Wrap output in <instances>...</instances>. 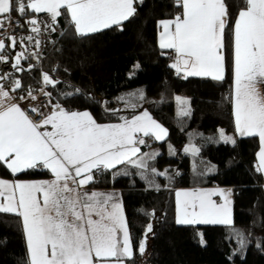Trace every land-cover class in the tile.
I'll return each mask as SVG.
<instances>
[{
	"label": "snow or ice",
	"instance_id": "1",
	"mask_svg": "<svg viewBox=\"0 0 264 264\" xmlns=\"http://www.w3.org/2000/svg\"><path fill=\"white\" fill-rule=\"evenodd\" d=\"M136 0H0V29L13 23L23 27L20 20L13 21L15 11L24 17L32 13H47L52 23L46 29L55 30L57 17L65 9L74 26L76 34L85 36L121 25L133 17L137 8ZM183 9L173 20H162L163 31L159 46L172 49L176 61L171 67L185 72L188 76H210L221 81L224 79L225 30L228 13L225 0H176ZM246 7L241 9L235 20L231 37L233 46L234 71V116L237 131L241 135L258 136L261 149L258 153L257 171L264 172V96L255 88L264 82V0H245ZM30 17L24 24L31 26L30 31L40 33V24ZM174 26V27H173ZM33 41L32 35L26 38L9 35L10 46L23 44L24 40ZM39 47L40 41L35 40ZM5 49L0 39V53ZM30 55H38L32 53ZM28 59L25 51L15 54L12 68L23 71L21 60ZM9 57L0 54V62L7 63ZM33 65H29L32 68ZM138 67V65H137ZM10 73L0 76L7 79ZM131 75V74H130ZM44 84L55 86L60 83L47 73L42 76ZM16 79L10 91L21 88ZM10 91L0 85V162L12 175L31 169H47L51 180L10 181L0 178V213H11L22 217L26 235L29 264H93V257L103 259V264H124L132 259L134 241L123 212L119 194L115 191L102 193L83 191L85 185L94 181V174L112 171L113 177L131 176L129 170L150 186L159 190L155 177L172 176L168 169L158 171L150 167L158 152H142L147 146L144 137L162 141L168 130L152 118L147 110L131 118L120 116L118 123L100 124L87 112L67 111L59 104L40 123L34 122L16 103H6ZM43 91V89H41ZM78 91V90H77ZM46 96L51 93L45 92ZM28 97L35 100L32 91ZM72 95V93H66ZM143 100L142 91L120 96L125 108L138 107L132 98ZM25 97H21L24 99ZM181 102L179 116L190 112ZM115 115L121 109H106ZM32 111H39L33 108ZM51 125L52 131H41ZM142 134V135H138ZM220 139L232 142L231 137L220 130ZM183 151L197 154L200 149L194 144ZM169 154L175 149L169 145ZM212 169H208L211 171ZM179 173H177L178 175ZM39 194V196H38ZM219 194L223 202L217 204L212 199ZM229 191L224 189H198L177 193L178 224H233ZM93 216L96 218L94 219ZM152 224L146 226L144 237L136 242L142 255L147 247V236ZM237 242L245 247L248 239L235 230ZM201 234V243H203ZM107 258H113L109 261Z\"/></svg>",
	"mask_w": 264,
	"mask_h": 264
},
{
	"label": "trees",
	"instance_id": "2",
	"mask_svg": "<svg viewBox=\"0 0 264 264\" xmlns=\"http://www.w3.org/2000/svg\"><path fill=\"white\" fill-rule=\"evenodd\" d=\"M228 24L223 54L224 79L182 76L171 61L173 51L162 49L157 42L159 22L182 13L176 0H136V14L121 25H113L85 36L76 34L65 9L54 25L55 44L43 59L28 56L21 60L23 71L12 68L10 45L3 50L7 63L0 62V74L16 72L21 88L14 92L27 94L43 89L52 106L59 104L71 111H87L98 123L119 122L141 110L168 130L162 141H155L159 155L149 161L159 171L168 169L172 180L156 176L159 190L129 169L131 176L113 177L112 171L94 174L90 188H117L133 238L129 264H264V191L263 177L257 171L256 136L235 132L232 111L233 46L231 32L245 0H225ZM29 65H33L29 68ZM138 65V67H137ZM47 73L60 83L44 84ZM131 74V75H130ZM78 90V91H77ZM142 91L143 100L132 98L135 109L124 106L120 96ZM72 93V95H66ZM189 98L190 115L179 116L175 97ZM106 109H121L113 115ZM219 129L232 133L234 143L224 142ZM194 144L200 151L185 153ZM169 145L175 155L169 154ZM212 169L208 171V169ZM177 173H179L177 175ZM49 176L38 168L12 175L0 162L1 178L33 179ZM195 186H230L232 188L233 224H178L175 220L174 192L177 188ZM151 223L149 242L141 255L136 242L144 237ZM235 230L247 237L241 248ZM201 234L203 243H201ZM0 264H29V255L21 217L0 213Z\"/></svg>",
	"mask_w": 264,
	"mask_h": 264
},
{
	"label": "built area",
	"instance_id": "3",
	"mask_svg": "<svg viewBox=\"0 0 264 264\" xmlns=\"http://www.w3.org/2000/svg\"><path fill=\"white\" fill-rule=\"evenodd\" d=\"M11 17L13 21L20 20V23L23 25V27H17L15 23H13L11 26L6 25L5 28L0 29V39L4 40V42H7L9 35L16 36L17 38H26L27 36L32 35L35 38L33 41H28L27 39H25L24 43H18L16 48L25 51L26 55L30 57L43 59L46 56L47 51L56 42V40L53 38L54 31L52 29L45 28V24L52 23L48 14L32 13L31 11H29L28 15L21 17L18 15V13L13 11L11 13ZM30 17H35L38 19V21H43V23L40 24L41 31L38 35L30 31L31 26L24 24V21ZM35 40L40 41L39 47L36 46ZM32 53H38V55H30ZM5 73H10V75L7 79H3L2 82L7 86H13V82L18 79L17 73L13 71H6L1 73L0 76H3ZM40 92L41 90L33 92V95L36 97L35 100L20 104L27 115L36 123H40L43 120L44 113L52 109V105L49 102V99L43 94H40ZM23 97L30 98L27 94H23ZM33 108H37L39 109V111L34 112L32 111Z\"/></svg>",
	"mask_w": 264,
	"mask_h": 264
},
{
	"label": "crops",
	"instance_id": "4",
	"mask_svg": "<svg viewBox=\"0 0 264 264\" xmlns=\"http://www.w3.org/2000/svg\"><path fill=\"white\" fill-rule=\"evenodd\" d=\"M31 11V10H29ZM66 11V10H65ZM183 11V9H182ZM67 13V12H66ZM68 16V20L70 22V17L69 15L67 14ZM178 16V15H176ZM176 16H174L173 18H168V19H163V20H173ZM162 21V20H161ZM71 23V22H70ZM174 27V26H173ZM163 31V27L159 24V28H158V33H157V42H158V45H159V41H160V34L161 32ZM10 45V41L8 40L7 42H5V48H8V46ZM172 50V49H171ZM173 51V57H172V61H171V65L176 61V53L174 50ZM7 56V55H6ZM175 69V68H174ZM175 71L177 72V70L175 69ZM182 76H185V72L184 71H181L180 73H178ZM199 77H205V76H199ZM209 78H211L210 76H208ZM233 78H234V71H233ZM0 85H3V87L5 88V90H11L13 86H7L5 85L2 81L0 82ZM255 88L256 90L258 91V93L261 95V96H264V82H261V83H257L255 85ZM21 97H23V95L21 94H17L16 92L14 91H10V99H7L6 100V103H16L20 106V104L22 103H27V102H30L31 98H24V99H21ZM233 97H234V80H233V89H232V111H233V118H234V123H235V116H234V100H233ZM21 107V106H20ZM124 106H117V108H123ZM22 109V107H21ZM65 109V108H64ZM127 109V108H125ZM23 110V109H22ZM67 110V109H65ZM53 111V106H52V109L48 112H45L44 113V117L43 119L48 116L51 112ZM67 111H71V110H67ZM144 110H141V111H138L137 113H135L134 115H138L140 113H142ZM79 112H84V111H79ZM132 117V116H131ZM130 117V118H131ZM153 118V117H152ZM154 119V118H153ZM120 122V121H119ZM98 123V122H97ZM112 123H118V122H112ZM159 123V122H158ZM100 124H107V123H100ZM160 124V123H159ZM52 127L51 125H45L41 128V131H52ZM235 132L237 135H240V136H248V135H241L238 131H237V128H236V123H235ZM138 135H142V134H138ZM257 137V140H258V148H257V153H256V162H257V167L259 166V159H258V153L260 152V149H261V141L259 139L258 136ZM146 139L145 140H153V141H156L154 138L152 137H145ZM146 145L148 146V144L146 143ZM147 146H141V151L144 152L146 149H147ZM47 170V169H46ZM49 172V176L48 177H45V178H33V179H19V178H15V177H11V178H3V179H6V180H10V181H16V180H20V181H41V180H51L53 179V175L52 173L47 170ZM261 172V171H260ZM261 175L263 177V191H264V172H261ZM1 178V177H0ZM198 189H224L226 191H229L230 194H229V199L231 201V205H230V208H231V216H232V188L230 186H195V187H184V188H177L175 189V192H174V198H175V220H177V193L180 192L181 193V196H180V200L183 201L184 200V196H183V192L185 191H192V190H198ZM83 191H86L88 193H91L93 191H96V192H102V193H108V192H117L119 194V197H120V201H121V191L117 188H102V189H99V188H90L89 187V184L88 185H85L84 188L82 189ZM39 196V194H38ZM213 200H215L217 202V204H220L223 202V198L217 194L215 196L212 197ZM123 207V206H122ZM124 212V210H123ZM125 215V214H124ZM93 218L95 219L96 217L93 216ZM21 221H22V217H21ZM22 225H23V222H22ZM194 225H204V224H194ZM24 229V228H23ZM25 233V232H24ZM25 239H26V235H25ZM26 244H27V240H26ZM27 251H28V246H27ZM28 255H29V252H28ZM109 261H111L113 258H107ZM93 264H103V259L101 258H96V257H93ZM124 264H129L127 263L126 261H124Z\"/></svg>",
	"mask_w": 264,
	"mask_h": 264
},
{
	"label": "rangeland",
	"instance_id": "5",
	"mask_svg": "<svg viewBox=\"0 0 264 264\" xmlns=\"http://www.w3.org/2000/svg\"><path fill=\"white\" fill-rule=\"evenodd\" d=\"M160 24V23H159ZM19 51H22V50H20V49H18L17 51H15L14 53H13V62H14V57H15V54L17 53V52H19ZM2 80H0V82H1ZM43 92L41 91L40 92V94H42ZM45 96V95H44ZM177 97H179V98H181V100H183V101H185V104L183 105V107H185L188 111L190 110V105H189V98H188V96H186V95H176V97H175V101H176V106H177V112L179 113V111H180V109H181V107H182V105H181V102L180 101H178L177 100ZM220 130L221 129H219V137H220ZM223 130V129H222ZM223 132H224V134L226 135V136H228V137H231L232 138V140L234 139V136L232 135V133H226L224 130H223ZM144 139H146L145 137H144ZM223 141V140H222ZM146 143L148 144V146H147V149L144 151V152H153V151H155V152H158V148L156 147V142L155 141H151V140H146ZM188 146V145H187ZM186 147V146H185ZM156 168V167H155ZM158 170V169H157ZM159 171V170H158ZM148 242H149V236H147V244H148Z\"/></svg>",
	"mask_w": 264,
	"mask_h": 264
}]
</instances>
